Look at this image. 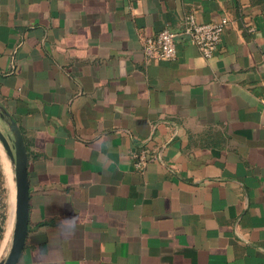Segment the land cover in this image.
Instances as JSON below:
<instances>
[{
	"label": "crops",
	"instance_id": "1",
	"mask_svg": "<svg viewBox=\"0 0 264 264\" xmlns=\"http://www.w3.org/2000/svg\"><path fill=\"white\" fill-rule=\"evenodd\" d=\"M189 13L228 19L210 58ZM164 28L176 57L148 60ZM0 104L29 153L18 264H264V0H0Z\"/></svg>",
	"mask_w": 264,
	"mask_h": 264
},
{
	"label": "water",
	"instance_id": "2",
	"mask_svg": "<svg viewBox=\"0 0 264 264\" xmlns=\"http://www.w3.org/2000/svg\"><path fill=\"white\" fill-rule=\"evenodd\" d=\"M3 119L11 136L0 128V141L10 158L15 173V210L11 247L0 264H18L28 235L30 214L29 153L22 130L10 112L0 104ZM12 139V141H11Z\"/></svg>",
	"mask_w": 264,
	"mask_h": 264
},
{
	"label": "built area",
	"instance_id": "3",
	"mask_svg": "<svg viewBox=\"0 0 264 264\" xmlns=\"http://www.w3.org/2000/svg\"><path fill=\"white\" fill-rule=\"evenodd\" d=\"M228 24L226 17L218 22H201L194 13H189L184 20L182 34L195 44L203 56H213L222 40L223 32ZM178 34L169 28H164L156 34L142 36L143 50L148 60H171L176 57V39ZM136 166L143 168L152 156L147 151L135 154Z\"/></svg>",
	"mask_w": 264,
	"mask_h": 264
},
{
	"label": "rangeland",
	"instance_id": "4",
	"mask_svg": "<svg viewBox=\"0 0 264 264\" xmlns=\"http://www.w3.org/2000/svg\"><path fill=\"white\" fill-rule=\"evenodd\" d=\"M0 128L7 134L11 136V133L7 125L0 120ZM12 141V139H11ZM0 170L2 172V187L1 196L6 204L7 220L5 225V233L0 241V259L5 257L10 250L12 242L13 233V223H14V210H15V173L14 167L11 163L10 158L7 156L4 147L0 141ZM1 187V188H2Z\"/></svg>",
	"mask_w": 264,
	"mask_h": 264
},
{
	"label": "trees",
	"instance_id": "5",
	"mask_svg": "<svg viewBox=\"0 0 264 264\" xmlns=\"http://www.w3.org/2000/svg\"><path fill=\"white\" fill-rule=\"evenodd\" d=\"M2 177H3V175H2V172L0 170V191L1 190L3 191ZM6 220H7L6 204L3 201V197L1 196V193H0V241H1L3 234H4V231H5Z\"/></svg>",
	"mask_w": 264,
	"mask_h": 264
}]
</instances>
